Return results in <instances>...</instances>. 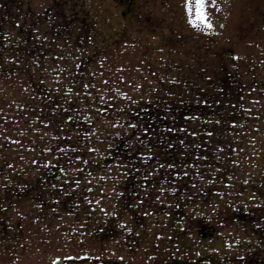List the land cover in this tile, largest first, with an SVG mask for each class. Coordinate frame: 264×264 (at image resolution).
Returning a JSON list of instances; mask_svg holds the SVG:
<instances>
[{
    "label": "rangeland",
    "instance_id": "374dc122",
    "mask_svg": "<svg viewBox=\"0 0 264 264\" xmlns=\"http://www.w3.org/2000/svg\"><path fill=\"white\" fill-rule=\"evenodd\" d=\"M205 4L0 0V264H264V0Z\"/></svg>",
    "mask_w": 264,
    "mask_h": 264
},
{
    "label": "trees",
    "instance_id": "16d2710c",
    "mask_svg": "<svg viewBox=\"0 0 264 264\" xmlns=\"http://www.w3.org/2000/svg\"><path fill=\"white\" fill-rule=\"evenodd\" d=\"M225 92L230 93L229 89H227L221 83L219 85L220 96L222 97V95H224ZM228 98H231V96H228ZM234 101L236 102V97ZM215 108L220 109V106L217 105L215 106ZM131 114H132V119H136L135 125L138 126L140 132H147L148 139L146 140L148 141L156 140L157 142L153 146L160 150L164 148V151L166 146V144L162 142V137L164 138L166 136L164 132H170L171 130L174 129L184 128L180 124L181 121L193 122L192 120L195 119V121L197 122L201 119V117H198L196 115L195 110L188 108V105L159 106L156 103L142 104L136 110L132 111ZM202 114H205L208 116L209 119L214 120V119H219L222 113L216 112L215 109H208V110L202 109ZM146 144H148L146 145V147L151 146L150 143H146Z\"/></svg>",
    "mask_w": 264,
    "mask_h": 264
},
{
    "label": "snow or ice",
    "instance_id": "6c2138e0",
    "mask_svg": "<svg viewBox=\"0 0 264 264\" xmlns=\"http://www.w3.org/2000/svg\"><path fill=\"white\" fill-rule=\"evenodd\" d=\"M213 5L215 0H212ZM205 0H195V18L199 20L206 28H212V23L207 19L208 13L205 11Z\"/></svg>",
    "mask_w": 264,
    "mask_h": 264
},
{
    "label": "water",
    "instance_id": "95a60500",
    "mask_svg": "<svg viewBox=\"0 0 264 264\" xmlns=\"http://www.w3.org/2000/svg\"><path fill=\"white\" fill-rule=\"evenodd\" d=\"M206 231H209V232H211V231H210V229H206Z\"/></svg>",
    "mask_w": 264,
    "mask_h": 264
}]
</instances>
